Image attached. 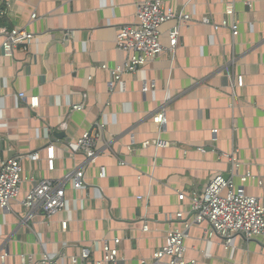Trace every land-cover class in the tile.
Returning <instances> with one entry per match:
<instances>
[{
    "label": "crops",
    "instance_id": "crops-1",
    "mask_svg": "<svg viewBox=\"0 0 264 264\" xmlns=\"http://www.w3.org/2000/svg\"><path fill=\"white\" fill-rule=\"evenodd\" d=\"M144 1L0 0V11L12 5L0 13V35L18 27L36 36L12 57L4 56L0 40V163L22 157L24 179L11 209L0 208V264H43L44 255L51 262L46 264H72L70 258L83 248L100 259L103 241L115 238L121 239L124 264H154L153 254L168 233L184 228L176 213L190 218L189 204L179 201V193L203 191L215 175L227 174L230 163L222 153L238 150L241 174H264V0H164L194 22L181 28L174 56L163 53L125 75L124 90L113 91L110 73L100 66L124 62L126 54L116 45L118 29L134 22L136 6ZM229 4L240 22L235 39L228 29L215 32L200 23L203 17L221 23ZM175 25L162 27L166 46ZM238 76L243 87H237ZM22 93L40 97V107L30 108ZM74 104L85 108L73 111ZM162 111L168 123L159 128L151 119ZM103 121L107 131L99 156L86 163L69 143ZM50 145L55 146L54 171L45 159ZM38 152L41 160L31 161ZM101 167L105 178L99 176ZM78 169L85 170L87 187L67 186V210L51 219L42 213L28 216L22 201L35 183L60 180ZM245 187L264 202V188L255 180ZM64 221L70 222L68 231L62 229ZM205 228L191 229L189 259L264 264L263 237L238 235L226 249L219 237L208 239Z\"/></svg>",
    "mask_w": 264,
    "mask_h": 264
},
{
    "label": "built area",
    "instance_id": "built-area-1",
    "mask_svg": "<svg viewBox=\"0 0 264 264\" xmlns=\"http://www.w3.org/2000/svg\"><path fill=\"white\" fill-rule=\"evenodd\" d=\"M251 6V3H248ZM11 3H7V13L11 9ZM34 13L31 20L37 19ZM176 22L169 32V45L162 42V27L169 22ZM194 22V18L189 14L176 13L172 8L165 6L164 0H148L140 2L136 6L135 19L133 23L122 25L118 29L116 37L117 48L126 54V58L121 65L109 68L101 65L100 69L107 71L111 75L110 87L117 89L119 86L124 90L123 77L128 74H136L140 69L149 63L157 60L163 53L169 52L175 55L179 45L181 28ZM201 24L211 25L215 32L220 29H228L232 32L234 39L239 36L240 22L236 17L233 4L227 5L225 18L221 23H216L210 17H203ZM1 47L5 57H12L19 47L28 49L36 40L34 33L24 28L15 27L11 30H4L0 35ZM91 80V79H90ZM237 87H243L245 82L243 76L236 78ZM149 91L148 86L143 87V93ZM23 101L32 109L40 107V97L32 96L28 98L24 93L19 95ZM84 104L72 105L73 111H83ZM152 123L159 128H163L168 123L165 111L152 116ZM64 127L65 124L60 121ZM107 124L105 121L97 122L91 130L84 133L75 142L69 143V149L75 154H83L86 163H95L99 156V143L105 138ZM213 134H217L215 129ZM159 146L163 143L159 142ZM46 162L50 171L55 169V146L46 147ZM238 150L232 153H222L221 159H227L230 169L227 174L215 175L208 186L203 191H192L190 193H179V201H187L190 207V218H186L183 212L176 213V220L184 222L183 229H173L168 233L166 243L153 254L154 264H198L197 260L187 257L188 247L186 241L190 237V231L195 226L206 225L204 230L208 239L219 237L222 239L226 249L233 247L234 239L240 235L247 240L264 238V202L259 197L251 195L245 184L248 180H255L261 188H264V174H254L250 171L241 174V163L238 159ZM31 161H40V153L29 156ZM23 158L13 157L0 163V208L9 211L11 205L20 195L23 179ZM100 178L106 177V169L101 167ZM237 180L240 184H237ZM71 186L74 191L86 189L85 170L78 169L63 179L52 180L43 179L35 183L32 190L22 201L23 206L28 211V216L32 217L37 213H42L46 219H51L60 212L67 210L69 201L67 200L66 188ZM141 199V197H140ZM69 221L61 223L62 229L69 230ZM149 227L143 228L147 232ZM102 256L100 259H92L91 250L83 248L78 256L70 258L72 264H124V258L120 253L121 239H107L103 241ZM5 255L1 257L3 261ZM23 263L27 262L25 256L21 257ZM42 263H51L48 255H44ZM141 264H147L142 261Z\"/></svg>",
    "mask_w": 264,
    "mask_h": 264
}]
</instances>
